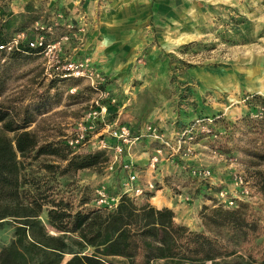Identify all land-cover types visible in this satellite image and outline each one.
<instances>
[{
    "label": "rangeland",
    "instance_id": "obj_1",
    "mask_svg": "<svg viewBox=\"0 0 264 264\" xmlns=\"http://www.w3.org/2000/svg\"><path fill=\"white\" fill-rule=\"evenodd\" d=\"M26 3L30 8L16 13ZM111 6L116 7L114 17L107 11ZM0 7L17 17L8 32L3 31L8 41L44 45L38 54L0 52V107L17 121L31 119L27 130L39 145L51 143L68 158L91 154L90 144L79 152L65 145L95 109L105 108L103 123L92 121L97 130L115 123L137 129L153 123L167 139L197 119L219 117L220 136L196 141L186 160L167 154L157 165L156 178L145 175L144 183L153 182L152 195L161 187L162 177L182 205L181 214L174 215L176 221L185 217L189 229L204 230L197 214L203 207L219 205L220 192L225 193L224 200L234 201L232 208L240 202L249 205L251 216L263 225L264 162L248 153L261 139L243 126L225 132L224 125H233L250 112L254 115L251 97H264V0H0ZM5 19L0 17V26ZM112 21L133 27L114 42L107 36ZM80 62L88 63L103 82L98 85L94 76H65L68 63ZM6 136L13 139L15 134ZM156 146L139 145L138 152H145L140 154L145 166ZM182 165L208 169L209 181L191 186L193 181L185 177ZM65 167L60 157L30 156L20 172L23 200L34 195L44 202L40 221L52 235H60L47 225L46 210L52 200L63 201L72 211L107 212L102 208L106 206L98 204L96 190L106 191L105 203L123 197L121 174L107 171L103 160L75 172H63ZM186 193L189 202L179 196ZM144 200L132 202L140 207ZM14 228L12 218L0 220V252L13 240ZM221 239L234 254L217 263L260 264L264 232L249 248L226 231ZM64 240L68 248L62 264L74 253L128 264L126 259L101 257L99 250L80 246L74 235Z\"/></svg>",
    "mask_w": 264,
    "mask_h": 264
},
{
    "label": "trees",
    "instance_id": "obj_2",
    "mask_svg": "<svg viewBox=\"0 0 264 264\" xmlns=\"http://www.w3.org/2000/svg\"><path fill=\"white\" fill-rule=\"evenodd\" d=\"M28 8L29 4L25 6V9ZM0 17H8L0 26V45H6L10 41L3 31L8 32L17 17L5 7H0ZM43 47V44L31 47L19 43L9 54H38ZM249 103L253 109L256 108V113H248L233 125L225 123L224 129L226 132L229 128L243 126L256 134L262 141L248 153L264 162V97L254 95ZM211 119L209 132L199 136L197 141L220 136L217 125L222 121L219 117ZM32 122L31 119H12L10 113L0 107V220L12 218L15 226L13 240L0 252V264H62L68 248L64 238L69 235L79 239L77 244L80 246L99 250L101 257L123 258L128 264H224L217 263V260L234 253L221 239L223 231L236 235L245 248L254 244V239L264 232V223L262 225L259 219L251 216L246 203L240 202L234 208H227L221 203L211 209L203 207L198 217L204 230L197 231L176 223L170 209L159 210L149 203L136 207L123 196L116 208L107 212L72 211L63 201L52 200L46 210L47 225L60 234L52 235L40 221L44 202L34 195L23 200L20 193L23 161L30 156H56L66 162L63 172H75L95 167L100 160L106 162L107 159L100 151L86 155L72 153L68 158L64 151L51 143L39 145L35 134L27 130ZM6 133H14L15 136L10 139ZM65 146L71 150L67 144ZM260 182L264 195V174ZM149 196L147 193L145 197ZM260 254V264H264V247ZM65 264L110 263L100 257L74 253Z\"/></svg>",
    "mask_w": 264,
    "mask_h": 264
},
{
    "label": "built area",
    "instance_id": "obj_3",
    "mask_svg": "<svg viewBox=\"0 0 264 264\" xmlns=\"http://www.w3.org/2000/svg\"><path fill=\"white\" fill-rule=\"evenodd\" d=\"M18 40L0 45V51L11 52L12 49L17 47ZM39 43L38 45H40ZM31 47L37 46V43H29ZM65 76H71L77 79L80 78H96L95 81L98 85L103 82V78L96 71L88 66L86 62L68 63L65 67ZM105 116V108L95 109L90 111L79 123L78 131L73 139L66 142L71 150L80 151L82 147L90 144L92 152H104L107 161L105 162L106 169L110 173H120V193L132 200H142L147 193L153 192V182L147 184L141 180V168L138 166L137 157L145 154V152H138L139 145L142 143L156 144L157 146L152 149L151 154L146 159V165L152 171H156L157 165L165 159L167 154L170 157H178L181 160H186L192 153V146L196 144L199 136L209 132L208 124L212 123V119H201L193 121L188 127L172 135L167 139L161 132L159 127L153 123H146L139 129L131 127L127 124H112L105 125L101 130L95 129L93 120H99L103 123ZM89 135H91L88 141ZM87 142V143H86ZM143 153V154H141ZM141 154V155H140ZM184 171L185 177L192 180L190 184L207 183L210 179L211 173L208 169L191 168L188 169L185 165L181 166ZM98 204L106 206L108 210H114L118 204L119 198L113 197L110 203L106 201V191L104 189L96 190ZM183 200L189 202L190 195L187 193L182 195ZM225 193L220 192L217 195L219 203L224 204L227 208H232L233 200H224ZM107 204V205H106Z\"/></svg>",
    "mask_w": 264,
    "mask_h": 264
},
{
    "label": "crops",
    "instance_id": "obj_4",
    "mask_svg": "<svg viewBox=\"0 0 264 264\" xmlns=\"http://www.w3.org/2000/svg\"><path fill=\"white\" fill-rule=\"evenodd\" d=\"M26 5H27V3L24 6L22 5V9L19 12H16V13H22L23 9H25ZM115 9H116V7L111 6L109 9H107V11H109L111 16L114 17L115 14H116L115 13ZM11 10H14V9L11 7ZM12 12L14 13V11H12ZM107 26L110 28V29L108 28V30L111 31L110 32L111 34L107 35L108 39H111L114 42L119 39V35L128 34L131 31L132 27H133V25L131 23H129V22H121L120 24H117L114 21H112L111 23H108ZM141 158H142V156H139L136 159V160H138L137 164H138L139 168H141V180L144 181V176L145 175H149L151 179L156 178V176L154 177L155 171H152L151 169H149L147 167V165L145 166L144 161H141ZM161 178L162 177H160V179L158 180V182L162 183V184L160 183L161 187L159 189H157L155 191V193L150 195L148 198L144 197L143 198V199H145L144 201L146 203L151 204L156 209L160 210V209L166 208V209H170L174 213V215L181 214L180 209H181L182 205H178L177 204V196L173 195L171 193V191H168V187H166V185L164 183V180L161 179ZM190 185L193 186V185H196V183L195 184H190ZM181 218H183V220L181 219L180 222L176 221L177 219L175 217H174V220H175L176 223H178V224L182 223L181 225H184V226L190 228L189 227V222H188L189 220L185 219V217H181Z\"/></svg>",
    "mask_w": 264,
    "mask_h": 264
}]
</instances>
